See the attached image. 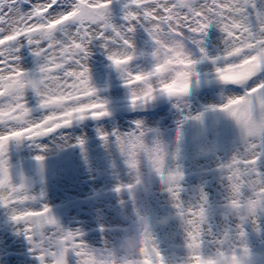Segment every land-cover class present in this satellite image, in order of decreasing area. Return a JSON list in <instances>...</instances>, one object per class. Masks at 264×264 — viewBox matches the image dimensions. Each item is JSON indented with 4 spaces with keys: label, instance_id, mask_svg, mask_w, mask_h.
<instances>
[{
    "label": "flooded vegetation",
    "instance_id": "af4514ba",
    "mask_svg": "<svg viewBox=\"0 0 264 264\" xmlns=\"http://www.w3.org/2000/svg\"><path fill=\"white\" fill-rule=\"evenodd\" d=\"M111 6L112 14L122 9L118 3ZM109 21L122 31L129 23L124 18ZM215 25L208 22L199 34L204 53L187 35L180 38L183 51L193 61L187 74L188 91L173 96L156 92L152 99L135 106L130 101L132 89L124 83V73L108 56L110 50L121 46L119 38L94 37L89 42L86 63L90 83L96 89L95 95L105 101L108 112L100 117L75 118L71 124L38 138L21 137L9 142L6 154L12 182L23 181L25 191L35 197L22 206L49 204L57 225H45L29 239L23 222L11 219L12 208L21 205L0 203V264H42L38 253L51 243H68L61 239L66 230L79 232L77 238L91 250L113 256L117 264L122 259L134 264H157L158 255L165 264H188L191 253L200 254L202 264L209 259L212 264H240L239 257L244 258V264H264V207L258 205L255 211L249 208L246 201L252 195L250 187L233 193L229 169L220 166L233 155L246 154L241 128L231 115L217 107L229 96L243 94L252 83L264 79V71L243 84L221 81L215 68L223 62L225 34ZM148 26V21L140 20L132 30L125 31L134 52L128 65L132 71H149L156 62L152 55L156 43ZM70 30L71 23L57 32V38ZM105 33L115 35L111 28ZM13 50L22 68L38 73L43 57L32 43L26 38L22 43L14 42ZM40 99L31 87L25 90L33 119L47 111ZM137 120L144 129V147L136 149L137 164L133 167L127 162V141L122 151L116 136L133 130ZM5 127L0 124V131ZM101 132L107 136L102 137ZM153 143L161 148V173L174 169L183 173L178 198L171 195L168 182L162 183L152 168V153L145 148ZM255 151L261 153L256 167L264 172V148L258 146ZM37 155L43 159L37 160ZM238 179L233 175V180ZM117 185L123 187L117 190ZM232 199L238 203L230 205ZM201 206L205 210L203 218L188 211ZM189 230L195 233L193 239L197 242L192 249L187 247ZM142 247L144 252L140 251ZM67 264H79L73 249L67 253Z\"/></svg>",
    "mask_w": 264,
    "mask_h": 264
},
{
    "label": "snow or ice",
    "instance_id": "6c2138e0",
    "mask_svg": "<svg viewBox=\"0 0 264 264\" xmlns=\"http://www.w3.org/2000/svg\"><path fill=\"white\" fill-rule=\"evenodd\" d=\"M112 0H73L72 6L62 12H55L57 0H39L30 11L13 13L11 9L0 11V124L6 127L0 131V203L21 205L12 208L11 219L22 221L29 239L33 233L45 225L56 226L57 220L51 214V206L44 203L40 207H24L25 202L35 199L26 191L23 181L13 183L8 164L7 146L14 138H38L47 135L62 126L69 125L75 118L85 115L100 117L107 114L105 101L95 95L96 89L90 83L89 67L86 57L88 44L94 37L114 40L117 37L121 46L108 52L109 59L125 75L124 83L131 86L130 101L133 106L154 97L156 92L166 96L180 95L188 91L187 74L193 63L183 51L180 38L187 35L200 53H204L200 36L210 20H214L225 34V47L221 54L223 62L215 68L219 79L227 83L243 84L257 73L264 71V13L256 12L257 27H253L247 13V6L255 9L254 0H128L135 7L125 12L129 21L125 31L135 27V22H149L148 31L156 43L152 55L156 62L149 71H132L128 67L134 52L132 41L125 36V31L109 21V6ZM71 23V30L64 32L63 38H57V32ZM99 25L97 28L96 25ZM111 28L114 36L106 35L105 29ZM27 39L34 45V50L43 57L39 71L29 73L18 63V56L13 50L14 42ZM107 47V44L105 45ZM19 44H16L18 50ZM215 60L216 57H211ZM176 63H171V62ZM163 69V70H162ZM178 69V71H174ZM171 81V83L169 82ZM31 87L41 97L40 104L47 111L33 119L25 100V90ZM225 110L241 128V136L246 145L245 155H233L232 159L220 165L229 169L228 178L233 193H240L244 186L250 187L252 195L247 199L253 211L259 205L264 207V172H260L256 163L264 148V79L247 87L243 94L229 96L225 103L217 105ZM200 113L196 114L199 118ZM136 127L116 139L125 150V141L129 147L126 152L127 162L135 167L136 149L144 147L141 137L144 129L140 120ZM102 137L107 133L101 132ZM179 138V123L176 128ZM77 142L83 143L82 140ZM40 147H46L40 145ZM152 155L149 160L156 176L161 182H168L169 191L178 198L179 180L183 173L178 169L161 173V148L153 143L145 148ZM42 160V155L36 156ZM233 175L238 180H233ZM175 182V183H173ZM119 190L122 185H117ZM131 187V185H127ZM201 200L205 195L201 193ZM230 205L238 201L232 199ZM176 206L180 208L179 202ZM190 213L203 218L204 208H189ZM181 215L183 213L181 212ZM191 223V218L189 219ZM49 236L51 241L52 235ZM80 233L64 231L61 239L68 243L51 246L40 251L42 264H67V253L75 250L79 264H117L116 259L91 250L85 241L78 239ZM192 230L187 232V247L192 249L197 243ZM141 239H144L143 234ZM39 243V242H37ZM156 249V245L152 246ZM141 252L145 249L142 247ZM188 264H202L198 253L190 254ZM47 256L49 259H44ZM105 257H108L107 259ZM118 264H134L122 259ZM157 264H165L162 255H158ZM206 264H212L207 260Z\"/></svg>",
    "mask_w": 264,
    "mask_h": 264
},
{
    "label": "rangeland",
    "instance_id": "374dc122",
    "mask_svg": "<svg viewBox=\"0 0 264 264\" xmlns=\"http://www.w3.org/2000/svg\"><path fill=\"white\" fill-rule=\"evenodd\" d=\"M34 2V1H33ZM172 2V0H170ZM219 2V0L217 1ZM24 3V4H23ZM73 0H57V4L54 5L55 12H62L64 10L69 9L72 6ZM112 3H118L122 6V9L119 11L117 14H112L109 13V18H124L125 19V12L128 11L130 8H133L135 6L129 5L128 0H112ZM255 3V9L251 7V4L247 6V13L251 14L250 22L252 23L253 27L256 28L257 31H259L257 27V20L255 17V13L261 12L264 13V0H254ZM35 5V3H34ZM30 0H0V11L11 9L13 10L14 8L17 12H28L31 10V8L34 6ZM112 9V6L110 7ZM209 22H215L214 20H210ZM216 23L215 27L217 31L221 30L220 27Z\"/></svg>",
    "mask_w": 264,
    "mask_h": 264
},
{
    "label": "clouds",
    "instance_id": "9594fccd",
    "mask_svg": "<svg viewBox=\"0 0 264 264\" xmlns=\"http://www.w3.org/2000/svg\"><path fill=\"white\" fill-rule=\"evenodd\" d=\"M127 241L124 242V244H126ZM124 244H122V247L124 246ZM238 260L240 261V264H244V258L243 257H239Z\"/></svg>",
    "mask_w": 264,
    "mask_h": 264
},
{
    "label": "bare ground",
    "instance_id": "6f19581e",
    "mask_svg": "<svg viewBox=\"0 0 264 264\" xmlns=\"http://www.w3.org/2000/svg\"><path fill=\"white\" fill-rule=\"evenodd\" d=\"M37 2H39V0H36ZM219 2H224V0H219ZM16 11V9L14 8L13 10H12V12L14 13ZM248 15H249V19L251 18V14H249L248 13Z\"/></svg>",
    "mask_w": 264,
    "mask_h": 264
}]
</instances>
